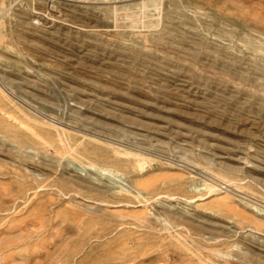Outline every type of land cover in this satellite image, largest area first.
I'll use <instances>...</instances> for the list:
<instances>
[{
  "label": "rangeland",
  "instance_id": "374dc122",
  "mask_svg": "<svg viewBox=\"0 0 264 264\" xmlns=\"http://www.w3.org/2000/svg\"><path fill=\"white\" fill-rule=\"evenodd\" d=\"M0 264H264V0H0Z\"/></svg>",
  "mask_w": 264,
  "mask_h": 264
},
{
  "label": "bare ground",
  "instance_id": "6f19581e",
  "mask_svg": "<svg viewBox=\"0 0 264 264\" xmlns=\"http://www.w3.org/2000/svg\"><path fill=\"white\" fill-rule=\"evenodd\" d=\"M195 181V180H194ZM195 185H196V183H195ZM197 186V185H196ZM207 186V185H206ZM224 186V185H223ZM225 187V186H224ZM222 188V187H221ZM207 189V188H206ZM218 189H220V188H218ZM223 189V188H222ZM214 190H217V188L216 189H214ZM210 191V190H209ZM211 192V191H210ZM212 192H214V191H212ZM227 192V191H226ZM219 194V193H218ZM223 198V197H222ZM246 203V202H245ZM251 206V205H250ZM252 207V206H251ZM257 219V218H256Z\"/></svg>",
  "mask_w": 264,
  "mask_h": 264
}]
</instances>
